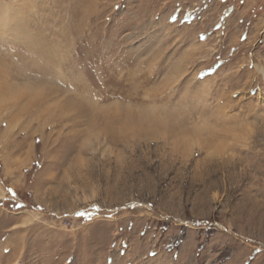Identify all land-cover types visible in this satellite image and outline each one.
Returning <instances> with one entry per match:
<instances>
[{
  "label": "rangeland",
  "instance_id": "374dc122",
  "mask_svg": "<svg viewBox=\"0 0 264 264\" xmlns=\"http://www.w3.org/2000/svg\"><path fill=\"white\" fill-rule=\"evenodd\" d=\"M1 1L0 264H264V0Z\"/></svg>",
  "mask_w": 264,
  "mask_h": 264
},
{
  "label": "bare ground",
  "instance_id": "6f19581e",
  "mask_svg": "<svg viewBox=\"0 0 264 264\" xmlns=\"http://www.w3.org/2000/svg\"><path fill=\"white\" fill-rule=\"evenodd\" d=\"M12 4H3L2 1L0 0V29L3 30V35L8 34L9 31L11 32L10 35L12 36L13 40L15 42H23L24 44H26L24 46V51L20 52L16 50V46L13 45L12 47L8 48V51L3 53V55L0 57V62H4V64H6L7 62H9V64H14L17 62H33V58L36 59L40 58L42 60H44V63L47 64V66H43V68L40 69V74L43 75L45 77V75L47 76V73L45 72L46 70H48V67L51 66L53 63L57 62L55 59H53L51 57V51L54 48L52 44L47 43L46 45H41L39 43V38L36 35L37 33H34L30 26H25L28 21L25 19V17H21L19 20H17L18 18H14V13L12 12L11 9L8 8H12ZM87 11V10H86ZM84 12V11H83ZM88 13V12H87ZM84 17V16H83ZM82 17V18H83ZM81 25V24H80ZM80 28V27H79ZM2 35V34H0ZM17 40V41H16ZM18 45V44H17ZM4 45H2L0 43V49L2 50V47ZM18 49V48H17ZM21 49V48H20ZM17 56L19 59V61L14 60V56ZM6 62V63H5ZM15 62V63H13ZM36 62V61H35ZM16 63V64H17ZM22 64V63H21ZM21 64L19 66H21ZM29 64V63H28ZM17 66V65H16ZM7 67V66H6ZM32 69L34 66H30ZM28 68V67H27ZM29 70L30 71H32ZM17 70V68H16ZM6 71V70H5ZM20 72V70H19ZM8 74V73H7ZM18 74V73H17ZM27 74V73H26ZM29 74V73H28ZM34 74V73H31ZM30 74V75H31ZM5 72L3 71V68L0 65V90H5L11 89V85H8L9 83V79H7L5 77ZM30 78V77H28ZM71 85V84H70ZM72 87H75L74 85H71ZM82 86V85H81ZM52 93V89H49L48 92H46V95L48 96V94ZM87 96V95H86ZM89 97V96H88ZM85 98V97H84ZM91 98V97H90ZM88 99V98H87ZM26 101V100H25ZM46 103V96L45 94L42 96V98H40L37 102H35L32 106H35L36 108H39L41 105ZM25 104V103H24ZM31 106V107H32ZM30 108V107H29ZM44 108V107H42ZM93 108V107H92ZM92 108H90V110H92ZM24 109V107L22 108V110ZM26 109H28V107H26ZM95 109V108H93ZM100 110V108L98 106H96V110ZM89 111V110H88ZM94 112V111H93ZM90 114V113H89ZM93 115V113H92ZM111 116V115H110ZM116 117V116H115ZM128 117V115L126 116ZM109 118V117H108ZM93 120V118H92ZM117 120V119H116ZM106 127L110 128L111 127V123L113 122L112 118L110 120L106 121ZM124 124H126V119L124 120ZM109 130V129H108ZM117 135V133H116ZM115 135V136H116ZM71 136V135H70ZM112 139V138H111Z\"/></svg>",
  "mask_w": 264,
  "mask_h": 264
}]
</instances>
